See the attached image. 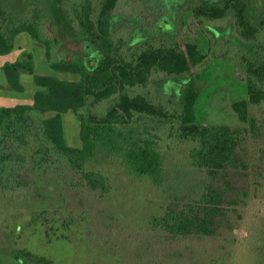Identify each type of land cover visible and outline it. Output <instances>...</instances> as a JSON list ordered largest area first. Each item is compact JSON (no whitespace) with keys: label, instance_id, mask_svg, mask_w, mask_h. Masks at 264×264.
Masks as SVG:
<instances>
[{"label":"trees","instance_id":"trees-1","mask_svg":"<svg viewBox=\"0 0 264 264\" xmlns=\"http://www.w3.org/2000/svg\"><path fill=\"white\" fill-rule=\"evenodd\" d=\"M21 33L45 46L54 71L80 78L38 74L31 52L0 65L11 89L25 91L24 72L36 85L33 104L0 108V188L6 198L29 199L37 168L55 174L71 192L100 198L132 193L114 183L116 175L160 189L167 178L166 151L179 145L185 147L183 160L208 182L189 200L158 202L143 220L142 227L163 238V250L232 233L237 222L231 215L242 218L238 207L260 212L264 165L251 157L264 162V149L258 146L248 157L245 146L264 137V0H0V57L15 50ZM211 61L233 83L228 97L238 126L199 121ZM69 112L80 118L81 147L68 142ZM255 168L259 174L252 182L234 184L232 171L249 177ZM73 212H62L55 223L76 229L96 220ZM256 219L255 229L245 230L233 249L202 247L201 260L192 264H264V215ZM2 246L20 264H57L6 241ZM141 262L166 259L147 254Z\"/></svg>","mask_w":264,"mask_h":264},{"label":"rangeland","instance_id":"rangeland-1","mask_svg":"<svg viewBox=\"0 0 264 264\" xmlns=\"http://www.w3.org/2000/svg\"><path fill=\"white\" fill-rule=\"evenodd\" d=\"M191 36L194 37V34L191 33ZM17 42L20 48H17L16 53L11 57H0V63L4 57L8 58L7 61L13 62L22 58L25 53L31 52L34 55L38 74L55 75L65 80L80 78L78 74L55 72L47 60L45 46L34 41L28 33L20 35ZM22 76L25 91L18 92L11 89L5 77L0 74V108L12 107L16 103H27L30 95L33 96L34 90L36 91L33 76L28 72L22 73ZM206 77L208 83L202 90L198 103L199 121L209 125L238 126L240 122L228 97L232 81L215 61L207 65ZM259 114L260 116L264 114V110ZM65 127L68 142L72 146L81 147L80 118L73 112L67 113ZM258 146L261 147L259 150L264 149V137L257 140L250 139L245 146V154L251 157ZM184 152L185 147L179 145L166 151L170 159H167L165 167L166 182L160 189L145 182H141L142 184L131 180L126 182L116 175L114 183L121 182L123 188L129 187L132 193L116 192L110 197L100 198L89 192L69 191L55 174H46L44 168H37L33 172L36 186L29 199L23 201L8 199L0 188V264H20L14 255L2 246L3 241L50 258L57 264H139L136 262L146 258L147 254L156 258L165 256V264H192L193 258L201 260L199 254L202 247L224 249V251L233 249L234 240H241L246 236L245 230L248 228L255 229L256 217L264 215V200L260 212H256L258 208L256 206L254 209L238 207L242 218H239L235 212L234 216L231 215V221L237 222V227L232 233L222 232L210 239L193 238L180 244L174 243L165 250L161 245L163 238L142 227V222L149 213L157 210L155 207L158 202L173 199L189 200L208 182L202 170L190 166L183 160ZM251 160L253 164L264 165L263 161L260 162L254 157H251ZM261 169L263 170L264 167ZM111 171L117 173L116 169ZM249 172L247 177L248 173L232 171L234 184L241 186L249 181L252 182L253 176L259 174V169L255 168ZM37 188L38 193H36ZM70 208L76 211L73 212L76 215L88 212V215L92 214L96 220L90 226L85 221L76 229L75 227L67 229L62 223H55L56 220L62 221L64 217L61 213L66 214ZM52 224L56 228L59 226L66 230H53ZM82 237L91 240L95 246H90L87 241L82 240ZM142 248L151 250V253L141 250ZM192 250H195V253ZM138 253H142L144 257L134 259Z\"/></svg>","mask_w":264,"mask_h":264},{"label":"crops","instance_id":"crops-1","mask_svg":"<svg viewBox=\"0 0 264 264\" xmlns=\"http://www.w3.org/2000/svg\"><path fill=\"white\" fill-rule=\"evenodd\" d=\"M22 34H24V33H22ZM22 34H20V35H22ZM20 35H19V36H20ZM19 36H18L17 39H16V48H15V50H14L11 54H9L8 57H9V56L11 57V56L13 55V53H16L17 48H20V44H18V42H17ZM7 59H8V58L4 57V58L1 60L0 65H3L5 62H7ZM13 62H14V61H13ZM55 72H56V71H55ZM22 79H23V76H22ZM22 81H23V80H22ZM34 94H35V90H34ZM34 94H33V96L30 95V99H28V102H27V103H22V104H33V103H34ZM32 97H33V98H32ZM17 104H19V103L13 104L12 106H15V105H17Z\"/></svg>","mask_w":264,"mask_h":264}]
</instances>
